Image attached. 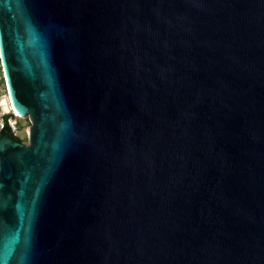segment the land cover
Masks as SVG:
<instances>
[{
    "label": "water",
    "instance_id": "1",
    "mask_svg": "<svg viewBox=\"0 0 264 264\" xmlns=\"http://www.w3.org/2000/svg\"><path fill=\"white\" fill-rule=\"evenodd\" d=\"M0 51V264H264V0H0Z\"/></svg>",
    "mask_w": 264,
    "mask_h": 264
},
{
    "label": "rangeland",
    "instance_id": "2",
    "mask_svg": "<svg viewBox=\"0 0 264 264\" xmlns=\"http://www.w3.org/2000/svg\"><path fill=\"white\" fill-rule=\"evenodd\" d=\"M9 95L7 86H5V82L2 79V76L0 75V100L6 99ZM8 113H4L0 108V132L2 131V128L4 127V121L3 117L6 116ZM12 115H9L11 117ZM32 126V123L29 119V117H12L11 118V130L12 133L21 139L23 143L26 145H29V130Z\"/></svg>",
    "mask_w": 264,
    "mask_h": 264
},
{
    "label": "bare ground",
    "instance_id": "3",
    "mask_svg": "<svg viewBox=\"0 0 264 264\" xmlns=\"http://www.w3.org/2000/svg\"><path fill=\"white\" fill-rule=\"evenodd\" d=\"M0 108L4 113L12 112V100L9 95L6 99L0 100Z\"/></svg>",
    "mask_w": 264,
    "mask_h": 264
},
{
    "label": "trees",
    "instance_id": "4",
    "mask_svg": "<svg viewBox=\"0 0 264 264\" xmlns=\"http://www.w3.org/2000/svg\"><path fill=\"white\" fill-rule=\"evenodd\" d=\"M12 117H13V116L9 117V116H7V115L3 117L5 130L8 131V132H10L11 134H13V133H12L11 127H10V125H9V120H11ZM14 138H15V140H17V141L22 142L21 139L18 138L17 136H14Z\"/></svg>",
    "mask_w": 264,
    "mask_h": 264
},
{
    "label": "built area",
    "instance_id": "5",
    "mask_svg": "<svg viewBox=\"0 0 264 264\" xmlns=\"http://www.w3.org/2000/svg\"><path fill=\"white\" fill-rule=\"evenodd\" d=\"M0 75L2 76V79L4 80L5 86H6V77H5L3 63H2L1 51H0ZM9 125L11 126V120H9Z\"/></svg>",
    "mask_w": 264,
    "mask_h": 264
}]
</instances>
